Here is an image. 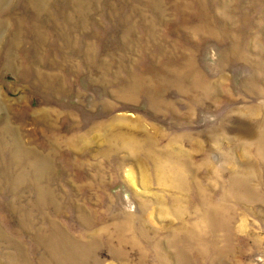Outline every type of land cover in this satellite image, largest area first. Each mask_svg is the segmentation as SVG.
Wrapping results in <instances>:
<instances>
[{
  "label": "rangeland",
  "instance_id": "rangeland-1",
  "mask_svg": "<svg viewBox=\"0 0 264 264\" xmlns=\"http://www.w3.org/2000/svg\"><path fill=\"white\" fill-rule=\"evenodd\" d=\"M0 264H264V0H0Z\"/></svg>",
  "mask_w": 264,
  "mask_h": 264
},
{
  "label": "bare ground",
  "instance_id": "bare-ground-1",
  "mask_svg": "<svg viewBox=\"0 0 264 264\" xmlns=\"http://www.w3.org/2000/svg\"><path fill=\"white\" fill-rule=\"evenodd\" d=\"M179 171H180V170H178L177 168L174 169V168L172 167V170L167 172V171L165 170L164 166H162V165H159L158 168H157V172H158V174L163 175V177L168 176L169 179H170V181L172 180V176L176 175V173L179 172ZM172 183H173V182H172ZM216 210H219V209H215L214 211H216Z\"/></svg>",
  "mask_w": 264,
  "mask_h": 264
}]
</instances>
